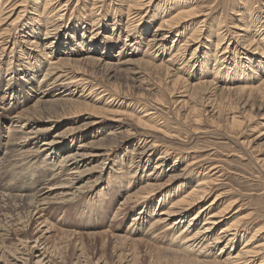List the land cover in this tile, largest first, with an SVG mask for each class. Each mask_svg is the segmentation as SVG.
<instances>
[{
	"label": "rangeland",
	"instance_id": "374dc122",
	"mask_svg": "<svg viewBox=\"0 0 264 264\" xmlns=\"http://www.w3.org/2000/svg\"><path fill=\"white\" fill-rule=\"evenodd\" d=\"M9 1L0 0V8L4 5V7L8 8H6L7 10L5 9L6 12L4 11L5 14L3 12L4 15H2L5 20L0 23V33L6 29H11L12 34L10 39L6 41H4L5 35L0 36V46H2L0 47V117L9 115L12 112L15 114L23 108L33 106L36 98L31 99L28 94H39V81H42V85H45L44 89L48 88L46 90L48 92L46 99H51L52 97H55V99L79 97L82 104L78 108L63 107L61 105L49 106V103L43 105L41 110L43 120L36 125L39 128L41 140L47 142L54 140L55 147L53 149L47 148L46 151L44 149V153L41 151L43 155L38 159L41 163L37 165L33 164V162L35 158H38L39 153L36 154L31 149L28 150V146H26L28 148L25 150L17 149L12 153L0 144V225H3L1 220L6 213V211L2 210L3 204L1 201L10 198L7 192L11 193L13 199H27L38 194L39 199L43 198L46 201H51L49 205H46L44 215H34V220L30 224L22 216L23 218L19 220L20 222H16L19 227L15 223L14 228L23 227V222L25 221L26 226L23 227L25 230H21V234L19 233L18 235L20 239L23 237V240L27 237V240L29 238L32 239L34 234L37 237L44 234L43 241L47 242L48 246L46 248L45 244L42 246L40 243L39 245L41 246H38L36 250L41 251L39 249L44 247L47 254L51 256V260L53 259L54 261L47 262L49 258L39 260L38 255L40 253L38 252L33 255L28 253L20 255V252H18L15 255L2 246H0V255H2L3 250H7L8 255L11 253V255H7L8 260L10 259V264L14 262V264H216L214 263V255L217 251L215 249L212 251L214 246L209 249H202L205 246L200 248L203 253L197 249L196 251H188L173 240L179 232H176L173 236V228L168 229L167 226L164 229H159L161 224H155L154 226L152 223H146L144 226L138 223L133 225V218L142 214L143 200L136 199L126 204L125 207L121 205V202L127 197L128 193H133L138 188L140 189V182L145 180L144 176L153 170L155 164L157 166L160 165L161 171H163L158 176L157 183L155 182V184L159 183L161 185L144 202L153 200L156 205L158 200L166 202L171 195L173 197L181 195L189 190L181 189V187L187 185L191 180L198 181L199 178L204 176V172L206 176L210 175L214 179L211 191L193 209L189 210L190 214L198 210L199 207L212 203L209 208L211 212H225L223 214L225 217L222 218L224 221L218 229H221L227 223L237 222L236 224L239 223L240 226L244 224L245 233L248 234L246 237L249 240L256 233V244L264 243V91L257 95V98H250L248 103V101H244L246 98H243L241 93L238 95L239 92L230 90L229 93L228 90L222 91L220 88L224 84L209 86V89L212 90L209 91L210 94L207 96H205L204 91L197 90L199 81L209 80L210 75L215 74V59L212 56L221 47L229 45L235 48L236 44H239V53H241L243 62L247 61V56L243 53L252 51L251 56L257 62L253 65L254 69L257 68L258 62L264 59L262 52L264 49L260 51L261 55L263 54L260 56V53L257 52L258 50H254L256 47L255 42L252 43L254 47L248 48L244 46L242 41L245 40L246 32L240 26H244L245 23L239 20L244 12L251 13L255 8L258 9L256 11H259L258 13L261 14V17H264V8L262 7L264 6V0H188L187 7L178 6L175 0H154L140 10L134 8L136 7L134 6V0H132L133 2L131 0H80L79 2L78 0H70L62 9L64 16L61 18L68 28H71L73 23L80 22L85 28L89 29L86 34L91 30L99 32L94 39L97 48H100L102 41L105 40L103 37L107 36H115L120 40V44L112 50L107 46V54L112 52V56L108 57L105 54L106 57H100L99 53L102 50H98L99 53L96 52L97 54L95 53L97 58H102L103 62L110 65L108 71H98L99 68L92 70V72L86 71L90 70V67L86 68L84 66V70L79 74L82 75L85 72V76H89L91 79H79L80 81L71 82L69 81L71 80L69 78L70 75L61 76L55 84L54 82L50 84L45 80L51 76L44 78L43 73L48 72L46 71L48 64L44 53L53 50L48 54V57L51 58L49 63L51 62V65L55 64V66H57L56 62L58 59L64 58L68 54H62L64 50L62 45L65 42L61 35L57 38L54 30H51L50 34H46L44 26L46 14L42 13L44 11L43 7H41L39 12L34 10L35 4H40L42 0H36L35 4H33V0ZM65 1L67 0H56V4L53 2L50 6L53 8L58 2L64 4ZM149 1L145 0V2ZM9 6L13 7L10 8ZM79 6H87L85 9L87 14L79 15L75 9V7ZM131 6L134 7L132 8ZM58 7L53 13L58 10ZM178 7H180L179 9L184 8L183 10L188 13L182 24L170 33L165 45V52L164 50L160 52L157 50L161 44L156 45L154 50L150 49L149 45H147L149 43L148 40H150L149 37L153 34L161 18H168L170 13L175 14ZM21 9L23 12H20ZM130 9L131 11H129ZM191 9H196L198 12L195 10L192 12ZM135 11L140 12L142 16ZM18 12L22 13V17L12 23L19 14ZM193 13L194 15H192ZM33 17L37 19L33 20ZM90 18H99L98 25L96 23L94 25ZM128 20L133 21L135 27L131 35L127 37L125 28ZM262 21H264V18ZM10 23H12V26H10ZM121 27L123 29L119 32ZM220 28H222L221 31H224V33L228 32V34L225 40L221 42V45L218 46V39L221 38V35L218 38L216 31ZM261 29L259 32L252 29V33L248 34V38L250 37L251 39L252 37L256 41L259 35L264 33V28L261 27ZM114 31L115 34L113 33ZM61 32H64V28H61ZM196 32H198L197 39L195 43L191 41L184 57H179L177 60L172 61L173 63L168 62L171 57L170 54H174L177 51L175 46L179 40L182 38L186 39L185 36L188 37L192 33L196 34ZM235 32H238V36L236 35L238 38H236ZM82 33L80 31V34ZM75 38L80 42V36ZM177 39L178 41H176ZM105 43L112 45L106 40ZM123 43L127 44L128 47L122 48L121 53L118 54L119 47ZM171 45L174 46L171 48ZM197 45L199 46L196 51V57L190 60V52ZM77 46L75 44L74 47L78 49ZM134 47H136V50ZM106 51L103 53H106ZM87 53L81 52L75 55L82 58ZM144 53L148 55L149 62L146 61L145 63L143 59L141 60ZM221 53L222 51L215 55H221ZM205 55L207 56L205 60L207 62H203L202 65L201 61H204L202 56ZM220 55L218 57H221ZM118 58H121L120 62H118ZM130 58L133 61L139 59L137 61L138 64L135 62V64L124 63ZM184 60L188 64L181 71H178L184 65ZM230 61L232 64V60L229 59L228 63L224 65L230 64ZM153 64L155 66H163L164 64V66L155 68ZM237 64L243 69L244 67L247 68L244 63L243 65H241V62ZM165 66L169 67L171 74H165L167 72ZM202 66H204V73L201 75L200 68ZM32 69L35 74L29 75ZM164 69L166 72H164ZM106 72H110V75L106 76ZM54 73H56L53 74L54 77L60 76L61 73L65 74L62 68L57 69ZM176 73L181 76L182 82L179 81L180 85L178 83V86L180 87L173 92L174 88L172 85L177 77ZM262 77L264 79V75L260 77L256 85L261 82ZM8 83L14 89L19 90L17 96H12L10 104L8 93H5V86ZM222 83L226 84L225 80ZM129 84L132 86L129 87ZM183 84L186 86L184 87ZM193 84L195 85L193 86ZM195 87H197V92ZM89 92L91 93L89 94ZM98 92L101 93L99 94ZM186 92L187 94H191V92L193 94L189 97ZM212 92L214 93L212 94ZM81 93L87 98L81 97ZM231 93H235V96L233 95L232 97ZM14 97H20L19 104L16 105ZM157 97L159 98L157 99ZM185 99H189L186 106L183 105V100ZM233 99H236V101ZM220 100L226 101L225 103L223 102L224 105L221 104ZM229 102H231V105ZM217 104L220 105L218 106ZM233 105L234 107L236 106V112L234 111L235 109H231L234 108ZM196 106H199L200 109ZM202 106L203 108H201ZM227 106L229 107L226 108ZM31 109L33 113V107ZM145 109H151V112H155L153 117L156 118L153 122L162 124L166 119L168 127H161L164 130H159L160 125H156L158 129L143 128L142 124L138 122V118L144 115ZM249 109L252 110L250 111ZM195 110L202 114L199 115ZM139 112L142 113L140 114ZM194 112L197 113V116ZM215 112H217V115H214ZM220 112L224 113V116ZM244 113L246 114L244 115ZM187 115L190 119H187ZM233 116H236L235 121ZM185 118L188 121L186 120L187 123L184 124ZM225 118H227V121ZM5 119L7 118L5 117ZM180 119L184 120L181 121ZM199 120L201 123H198L200 122ZM229 125L231 128L233 127V130ZM7 126V121L5 126L0 124V142L2 141L1 133L6 134ZM27 131H30V129L27 128ZM103 137L107 140L105 147L95 148L94 152L96 154L93 155L97 156L90 158L88 162L83 164L84 167L81 168L82 170L83 168H88L87 174L74 187L66 184V179L69 177L67 174L70 170H66L64 165L61 169L62 163L59 162V158L65 154L67 155V152H74L77 144L81 141L99 140ZM147 137H149L148 140H156L157 146L155 150H152L149 165L146 166L143 163L140 167H146L139 170L136 169L137 164H133L135 163L134 158L137 157L136 161L142 160L140 155L142 154L144 143L141 142ZM115 138H118V140L113 142L112 140H115ZM41 140L40 144L44 142ZM106 140L103 141L105 142ZM35 149H37L36 146ZM165 149L168 152L163 155ZM86 153L89 154L90 152ZM160 155L164 156L165 161L163 159L160 160ZM144 159H147V156ZM187 165H190L189 169L183 171ZM44 179H47L46 182H44ZM77 186L80 189L76 190ZM36 191H38L37 194ZM68 192L75 193L71 199L67 197ZM226 206L230 210H225ZM158 210L159 207H157ZM19 217L16 215L14 218ZM238 220L242 221L241 224ZM42 221H45V223H42ZM47 227L51 229H47ZM183 227L181 226L180 229ZM14 228L13 231L15 233L17 230ZM16 236H10L11 240L8 239L6 241L7 247L19 242V237ZM24 241L28 242L29 245L35 244L32 240ZM195 245H198V243H195ZM241 246V244H238V247L235 248L237 249L236 251ZM22 247L21 245L19 246L20 249H23ZM13 254L14 257L18 256V261L13 259ZM175 254L177 257H175ZM19 256L22 257L20 258ZM4 258L1 257L0 259L3 260ZM26 258L27 262L24 260ZM201 260L204 262H200ZM260 260L261 257L251 264H259ZM0 264H5V262L2 261Z\"/></svg>",
	"mask_w": 264,
	"mask_h": 264
},
{
	"label": "bare ground",
	"instance_id": "6f19581e",
	"mask_svg": "<svg viewBox=\"0 0 264 264\" xmlns=\"http://www.w3.org/2000/svg\"><path fill=\"white\" fill-rule=\"evenodd\" d=\"M26 1V0H23ZM36 0H33V4H35ZM80 0H78L79 2ZM132 1V0H131ZM154 0H150L149 2H145V0H134V7L136 10H140V9H144L145 6H148L151 2H153ZM216 1V0H215ZM214 1V2H215ZM221 1V0H220ZM224 1V0H223ZM248 1V0H247ZM8 2H10L8 0ZM53 2H55L56 4V0H42L41 3H36L35 4V11H38L41 9V7H43L42 13L44 12L46 14V19H45V23L44 26L46 28V34H50L51 30H54L57 34V38L61 35V38L64 40L65 43H63L62 47H64L62 54H68V56H64V58H60L58 59L57 66L51 65V62L49 63V61L51 60V58L48 57V54L53 51L51 50L48 53H44L46 56V63L48 64V68L46 69V71H48L47 73H43L44 74V78H47L48 76H51L48 79H45L48 81V83L52 84L56 81L59 80V78L61 76H69L70 75V79L69 81L74 82L76 80H86L89 78V76H85V72L80 75L79 73L82 72V70H84V66H86V68L89 66L90 70H86V71H91L95 70L96 68H99L98 71H108L110 69V65L103 62L102 58H97L95 56V53L99 51L98 50H102V52H100V57H106L105 54L108 53V51H106L107 46L109 47L110 50H112L113 48H115L117 45L119 46V42L120 40L118 38H116L115 36H107V37H103L106 41H109L110 44L112 45H107V43H105V40L102 41V44L100 46V48H97V46L94 43V39L95 36L99 33V32H95L94 30H91L88 34H86L87 31H89L88 28H85V26L80 23V22H75L72 24L71 28H68L67 24L61 20V18L64 16V13L62 12V9L64 8V6H66L70 0L65 1V3L63 4L62 2H58L57 5H55L56 7H58V10L54 12V10L56 9V7L54 6L53 8H51L50 4ZM133 2V1H132ZM131 2V3H132ZM177 2L178 6L181 7H187L188 4V0H175V3ZM229 2V1H228ZM243 2V1H242ZM256 2V1H255ZM18 3V2H17ZM24 3V2H23ZM26 3V2H25ZM247 3V2H246ZM9 5V4H8ZM12 5V4H11ZM133 5V4H132ZM173 5V4H172ZM176 5V4H175ZM245 5V4H244ZM5 6V5H4ZM1 7L0 8V23L1 21L5 20L2 18V15L5 14L6 10L8 9L7 7ZM234 6V5H233ZM10 7V6H9ZM13 6H11L10 8H12ZM15 7V6H14ZM132 7V6H131ZM132 7V8H133ZM264 8V6H262ZM7 8V9H6ZM87 8V6H79V7H75V9L77 10V12L80 14H87V11L85 10ZM93 8V7H92ZM131 8V9H132ZM180 7H178L177 11L175 14L170 13L168 18L162 17L160 22L158 23L156 29L154 30L153 34H151V36L149 37L150 40L149 43L147 45H149L150 49L154 50V47L156 45H160L161 46L157 49L159 52L163 51L165 49V45L168 41V37L170 35V33H172L175 28L179 27L182 22L184 21V19L186 18L185 16H187L188 12H185V10L183 9H179ZM228 8V7H227ZM6 9V10H5ZM15 9V8H14ZM131 9L129 11H131ZM257 8H255V10L253 9L251 11V13H246L244 12L242 14V18H239V20L243 21L245 23L244 26H240L243 27L242 30H244L246 32V37L243 42L244 46L250 48L251 46L254 47V45L252 44L253 42H255L256 47L254 48V50H258L257 52L260 53V51H262L264 49V33H262V35H259V38L254 41V39L251 37L248 38V34L252 33V29L257 32L260 31L261 27L264 28V21L263 20V16L261 17V14H259V11H256ZM74 10V8H73ZM192 12H194V10L196 11V9H191ZM258 10V9H257ZM5 11V12H4ZM12 11V9H11ZM25 11V10H24ZM234 11V10H233ZM239 11V10H238ZM243 11V10H242ZM256 11V12H255ZM4 12V14H3ZM20 12H23V10L21 9ZM18 12L19 14L16 16V18L12 21V23H15L17 20H19L22 17V13ZM47 12V13H46ZM76 12V13H77ZM133 12V11H132ZM137 12L138 15L142 16L140 14V12ZM198 12V11H196ZM12 13V12H11ZM254 13V14H252ZM258 13V14H257ZM10 14V13H9ZM130 14V13H129ZM136 14V13H135ZM136 14V15H137ZM257 14V15H256ZM44 15V14H43ZM131 15V14H130ZM129 15V16H130ZM133 15V14H132ZM137 15V16H138ZM194 15V13L192 14ZM10 16V15H9ZM8 16V17H9ZM7 17V16H6ZM36 17V16H35ZM33 17V20L37 19ZM2 18V19H1ZM129 18V17H128ZM132 18V17H130ZM142 18V17H141ZM134 19V18H133ZM132 19V20H133ZM41 20V19H40ZM138 20V19H137ZM136 20V21H137ZM90 21H92L95 25V23L97 24L99 21V18H90ZM96 21V22H95ZM12 23H10L12 26ZM14 25V24H13ZM98 25V24H97ZM134 22L133 21H129L127 22L126 28H125V32L127 33L126 36H130L132 31L134 30ZM239 26V25H238ZM1 28V27H0ZM6 28V27H4ZM61 28H64V32H61ZM65 28H67V30H65ZM239 28V27H238ZM121 29H123L122 27L119 28V32H121ZM222 28L217 29L216 33L218 35V38L221 35V38L218 39V43L217 45L220 46L221 42H223L225 40V37L227 36L228 32L224 33V31H221ZM5 30V29H3ZM70 30V31H68ZM145 30V29H144ZM189 30V29H188ZM262 30V29H261ZM80 31H82L83 33L80 34ZM175 31V30H174ZM115 34V31L113 32ZM195 33V31H194ZM192 33L190 36H185L186 39L182 38L181 40H179V42L176 44L175 48H176V52L173 54H170L171 57L168 59V62L170 61V63L172 61L177 60L179 57L181 58L182 56L184 57V54L187 51V47L190 45L191 41H194L197 39V33L194 34ZM238 32H235V36L237 35ZM1 35H5V39L4 41H6L7 39H10L11 37V29H6L5 31H2L0 33ZM76 36H80V42L77 41V39L75 38ZM238 36V35H237ZM236 36V38H238ZM114 38V39H113ZM117 39V40H116ZM2 40V39H1ZM184 41L183 44H181V42ZM58 41V40H57ZM174 41V40H173ZM178 41V39L176 40ZM3 42V41H2ZM16 42V41H15ZM62 43V42H61ZM85 43V44H84ZM104 43V44H103ZM115 43V44H114ZM216 43V42H215ZM7 44V43H6ZM75 44H77L78 49H76L74 46ZM181 44V45H180ZM223 44V43H222ZM38 46V44H37ZM87 48H86V47ZM174 45H171V48ZM198 46L194 48V50H192L191 55H190V60L193 58L195 59L196 57V51L198 49ZM2 47V46H0ZM6 47V46H5ZM127 44L123 43L120 47H119V53H121L122 48H127ZM132 47V46H131ZM86 48V49H85ZM46 49V48H45ZM70 53H69V50ZM76 49V50H75ZM134 49L136 50V47H134ZM156 49V48H155ZM2 50V49H1ZM41 50V49H40ZM68 50V51H67ZM45 51V50H44ZM104 51H106V53H103ZM220 51H222L221 53V57H218L219 55H215L218 54ZM81 52H88L87 55H85L84 57L80 58L77 57L75 54H80ZM156 52V53H159ZM165 52V50H164ZM264 54V51H262ZM53 53V52H52ZM112 53V52H111ZM107 54L108 57L112 56V54ZM155 53V52H154ZM229 53V54H228ZM252 51L249 52H244L243 54H246L247 56V61L243 62L241 60V53H239V44H236L235 48L230 47L229 45H226L224 47H221L220 50L218 52H216L214 54V56H212L215 59V63H214V69H215V74H213L212 76L210 75V79L209 80H204V82H198V89L197 87H195V91L197 92V90H202L205 92V96L209 95V91H211L209 89L210 87H213L212 85L217 84L218 86L223 85L222 88H220L222 91L228 90L230 93L231 91H236L239 92L238 95H240V93L242 94L243 98L245 97L246 99L244 100L245 102L248 101V103L250 102V98H257L259 94H261V92L264 91V79L262 77L261 82H259L256 85V82L259 81L260 77L262 75H264V59L260 60L258 62V66L256 69H254L253 65L256 64L257 62L253 60V57L251 56ZM1 54V53H0ZM97 54V53H96ZM131 54V53H129ZM151 54V53H150ZM181 54V55H180ZM262 54V55H263ZM260 53V56H262ZM129 56V55H127ZM152 56V55H151ZM204 59V61L202 60V65L203 62H207L205 61L207 56H202ZM79 58V59H78ZM144 60L145 63L146 61L149 62L150 59H148V55L146 53H144L143 58H141V60ZM148 59V60H147ZM229 59L232 60V64L230 61V64H226L228 63ZM256 59V58H255ZM189 60V61H190ZM121 61V58H118V62ZM137 61H139V59H137ZM136 59L135 61L128 59L127 61H123L124 63H130L133 64L134 62L137 63ZM185 61V62H184ZM183 61V64L181 66V68L178 69V71H181L182 68L187 65L188 63H186V60ZM198 61V59H197ZM122 62V63H123ZM164 62V61H163ZM241 62V65H243V63L246 65L247 68L244 67L241 68L237 63ZM134 63V64H135ZM162 63V61H161ZM173 63V62H172ZM138 64V63H137ZM144 65V64H141ZM139 65V66H141ZM167 65V64H165ZM169 65V64H168ZM162 65H157L155 66L153 64V67L155 68H161ZM164 66V64H163ZM162 66V67H163ZM46 67V66H45ZM152 67V66H151ZM62 68V70L64 71V73L66 74H62L58 77H54L53 74L57 69ZM133 69V68H131ZM140 69V68H139ZM149 69V67H148ZM163 69V68H162ZM165 69L167 70V72L165 71ZM164 72H166V75L171 74L169 71V67L165 66ZM177 69V68H176ZM204 66H202V68H200L201 71V75L202 73H204ZM55 70V71H54ZM138 70V68H137ZM152 70V68H151ZM149 71V70H148ZM177 71V72H178ZM188 72V71H187ZM150 73V72H149ZM163 73V72H161ZM35 74V71H33V69L31 70V72H29V75ZM28 75V76H29ZM110 75V72H106V76ZM176 78L175 81L173 83V92L179 88L180 86H178L179 81H181V76L178 75V73H176ZM209 76V75H208ZM91 79V78H89ZM93 79V78H92ZM174 79V78H173ZM66 80V79H65ZM79 80V81H80ZM184 80V79H183ZM225 80V83H222ZM63 81V80H62ZM42 82V81H41ZM40 81L38 82V87H40L39 94H28L31 99L36 98L34 101L33 106L31 105V107L29 108H23L21 109V111L16 112L15 114L9 113V115H3V117H0V124H4L5 126V122H8V126H7V131L6 134L5 133H1V137H2V141L0 142V144L9 152H14L17 149L20 150H25L28 147V150L31 149L33 151V153H36L38 155V158H35V161L33 162V164L37 165L39 162V158L42 157L43 155V151L45 149H53L55 147V141L54 140H50V141H45V140H41V134L39 132V128L37 127V123H41V121L43 120L42 116L43 114L41 113V110L43 109V105L44 104H50L49 106H57V105H61L63 107H76L78 108L81 103L80 98H66V99H55V97H52L51 99H46L47 98V93L46 90L48 89H44L45 85H42ZM182 82V81H181ZM68 83V82H67ZM128 83V82H127ZM134 83V82H133ZM63 84V83H62ZM237 84V85H234ZM1 85V84H0ZM49 85V84H48ZM57 85V84H56ZM180 85V83H179ZM184 85V84H183ZM189 85V84H188ZM195 84H193L194 86ZM234 85V86H232ZM54 86V85H53ZM132 86L129 84V87ZM186 85H184L185 87ZM200 86H204V87H200ZM94 87V85H93ZM92 87V88H93ZM144 87V86H143ZM200 87V88H199ZM86 88V86H85ZM125 88V87H124ZM146 88V87H145ZM189 88V87H188ZM219 88V87H218ZM5 93H8V97H9V104L12 100V96L15 95L17 96L19 93V90L14 89L10 83H8L5 86ZM197 89V90H196ZM208 89V90H207ZM215 89V88H214ZM218 90V89H217ZM216 90V91H217ZM220 90V93H221ZM91 91H93L91 89ZM120 91V90H119ZM143 91V90H142ZM148 91V90H147ZM102 92V91H101ZM101 92H98L99 94ZM135 92V91H134ZM172 92V91H171ZM190 92V91H189ZM193 92V90H192ZM191 92L190 95H192L193 93ZM219 92V91H218ZM91 92H89L90 94ZM195 93V92H194ZM200 93V92H199ZM202 93V92H201ZM207 93V94H206ZM214 92H212L213 94ZM83 93H81V97H83L84 95H82ZM128 94V93H127ZM187 94V92H186ZM187 94V95H188ZM223 94V93H222ZM220 94V95H222ZM227 94V93H226ZM235 94V93H234ZM232 97H233V95ZM237 94V93H236ZM197 95V94H196ZM200 95V94H199ZM198 95V96H199ZM217 95V93H216ZM229 95V94H228ZM230 95V96H231ZM237 95V96H238ZM263 95V93H262ZM261 95V96H262ZM28 96V97H29ZM94 96V95H93ZM195 96V94H194ZM201 96V95H200ZM203 96V93H202ZM204 96V97H205ZM219 96V95H218ZM225 96V95H224ZM229 96V97H230ZM235 96V95H234ZM86 97V96H84ZM101 97V96H100ZM203 97V98H204ZM220 97V96H219ZM239 97V96H238ZM241 97V96H240ZM15 98V103L16 105L19 104L20 102V97H14ZM58 98V97H57ZM87 98V97H86ZM102 98V97H101ZM159 97H157L158 99ZM186 98V97H185ZM195 98V97H194ZM202 98V100H203ZM215 98V97H214ZM237 98V97H236ZM262 98V97H261ZM79 99V100H78ZM100 99V98H99ZM192 99V98H191ZM199 99V98H198ZM207 99V98H206ZM218 99V98H217ZM222 99V98H221ZM228 99V98H227ZM240 99V98H239ZM186 100V99H185ZM183 100V105L186 106L189 102L188 100ZM200 100V99H199ZM211 100V99H210ZM212 100H214L212 98ZM211 100V101H212ZM226 100V98H225ZM230 100V99H229ZM236 101V99H233ZM243 100V99H242ZM241 100V101H242ZM91 101V100H90ZM193 101V100H192ZM206 101V100H205ZM210 101V102H211ZM219 101V100H218ZM221 101V100H220ZM239 101V102H241ZM243 101V103H244ZM254 101V100H251ZM264 101V100H263ZM109 102V101H108ZM108 102H106V104H108ZM191 102V101H190ZM196 102V101H195ZM200 102V101H199ZM214 102V101H212ZM223 104V100L221 101ZM226 102V101H225ZM224 102V103H225ZM198 103V101H197ZM231 105V102H229ZM245 103V104H248ZM110 104V103H109ZM190 104V103H189ZM194 104V101H193ZM214 104V103H213ZM240 104V103H239ZM260 104V103H259ZM196 105V104H195ZM201 105V104H200ZM208 105V104H206ZM218 105V104H217ZM220 105V104H219ZM218 105V106H219ZM224 105V104H223ZM228 105V104H227ZM244 105V104H243ZM10 106V105H9ZM86 106V105H85ZM213 106V105H212ZM245 106V105H244ZM22 107V106H21ZM34 109V112L32 113V108ZM183 107V106H182ZM194 107V106H193ZM200 109L199 106H196ZM209 107V106H208ZM222 107V106H221ZM225 107V106H223ZM229 106H227L226 108H228ZM234 107V105H233ZM186 108V107H185ZM190 108V106H189ZM192 108V107H191ZM195 108V107H194ZM203 108V106L201 107ZM206 108V107H204ZM214 108V106H213ZM236 106L234 108L231 109H235ZM253 108V107H252ZM187 109V108H186ZM231 109L229 108L230 112ZM238 109V108H237ZM23 110V112H22ZM72 110V109H71ZM189 110V109H187ZM203 110V109H202ZM212 110V109H211ZM216 110V109H215ZM221 110V109H219ZM250 110V109H249ZM252 110V109H251ZM250 110V111H251ZM192 111V110H191ZM194 111V110H193ZM196 111V110H195ZM201 111V110H198ZM206 111V110H205ZM224 111V110H223ZM222 111V112H223ZM236 112V109L234 110ZM180 112V111H178ZM197 112V111H196ZM194 112V114L196 113ZM212 112V111H210ZM227 112V111H226ZM225 112V113H226ZM233 112V111H232ZM240 112V111H239ZM140 114L142 112H139ZM191 113V112H190ZM189 113V114H190ZM198 113V112H197ZM196 113V116H197ZM217 112H215L214 115ZM228 113V112H227ZM234 113V112H233ZM241 113V112H240ZM14 114V115H13ZM155 114V112H151V109H145V113L142 116H139L138 118V122L142 124L143 128H150V129H154L158 127L156 125H160L159 130L163 129L161 127H168V123L167 120L165 119L164 122H162V124H157L153 121H155V118L153 117ZM199 114V113H198ZM202 114V113H200ZM199 114V115H200ZM213 114V113H212ZM219 114V113H218ZM220 114H222L220 112ZM239 114V113H238ZM237 114V115H238ZM246 113H244L245 115ZM250 114V113H248ZM254 114V113H253ZM180 115V114H179ZM178 115V116H179ZM192 115V114H191ZM213 115V116H214ZM224 116V113L222 114ZM221 115V116H222ZM234 115V114H232ZM236 115V116H237ZM240 115V114H239ZM243 115V114H242ZM137 116V115H136ZM177 116V117H178ZM236 116H233V120L235 121ZM5 117L7 119H5ZM187 119L189 116H186ZM192 117V116H191ZM240 117V116H239ZM244 117V116H243ZM249 117V116H248ZM255 117V116H253ZM184 118V117H183ZM202 118V115H201ZM219 119V117H217ZM227 118H229V116H227ZM225 118V120L227 119ZM251 118V115H250ZM185 118V123L186 120ZM198 120V118H196ZM195 119V120H196ZM200 119V118H199ZM216 119V118H215ZM252 119V118H251ZM250 119V120H251ZM181 120V119H180ZM184 120V119H183ZM181 120V121H183ZM192 120V119H191ZM240 120V119H238ZM237 120V123L239 125V122ZM32 121V122H31ZM152 121V122H151ZM158 121V120H157ZM180 121V122H181ZM188 121V120H187ZM200 121V120H199ZM216 121V120H215ZM214 121V122H215ZM227 121V120H226ZM225 121V122H226ZM230 121V120H229ZM228 121V122H229ZM244 121V120H243ZM190 122V121H189ZM213 122V123H214ZM227 122V124H229ZM232 122V120H231ZM152 123V124H151ZM154 123V124H153ZM167 123V124H166ZM182 123V122H181ZM196 123V122H195ZM198 123H201L198 122ZM245 123V122H244ZM248 123V122H247ZM140 124V125H141ZM215 124V123H214ZM226 124V126H227ZM198 125V124H197ZM232 125V123H231ZM244 125V124H243ZM199 126V125H198ZM233 126V125H232ZM242 126V125H241ZM240 126V127H241ZM219 127H221L219 125ZM218 127V128H219ZM230 127V125H229ZM236 127V125H235ZM27 128L30 129V131H27ZM198 128V127H197ZM231 128V127H230ZM156 129V130H157ZM233 130V127L231 128ZM236 129V128H235ZM49 130V129H47ZM146 130V129H145ZM164 130V129H163ZM151 131V130H150ZM169 131V130H167ZM166 132V131H165ZM164 132V133H165ZM175 133V132H174ZM167 134V133H166ZM171 134V133H170ZM113 135V134H110ZM174 135V134H171ZM170 135V136H171ZM57 136V135H56ZM55 136V137H56ZM59 136V134H58ZM149 137H147L145 140H143L141 143H144V148L142 150V154L140 155V161H136L135 157V163H133L134 165L137 164V168L136 169H141L143 167H146L149 165V162L151 161V157H152V150L156 149V140H148ZM40 140L44 141L40 144ZM103 140H106L103 138H100L99 140L93 139L90 141H81L80 143L77 144V151L75 149L74 152H67L68 154L64 155L63 157L59 158V162L62 163L61 169L63 168V165L65 166V169L68 171L70 170V172L67 174L69 175V177L66 179L67 182H65L66 184H70L73 185L72 187H74V185H76L80 179L87 174L88 168H83V170L81 169L82 167H84V163L88 162V160L90 158H93V156H97V155H93L96 154L94 152L95 148H100V147H105V143L107 142V140L104 142ZM118 140V138H115V140H112L113 142H116ZM26 146H28L26 148ZM35 149L34 150V148ZM45 147V148H43ZM93 149V150H91ZM139 149V148H138ZM41 151L43 153H41ZM86 152H90L89 154ZM168 152L167 149H165L163 151V155H165ZM145 155H144V154ZM160 155L161 157L160 160H164V156ZM138 156V154H137ZM147 156V159H144V157ZM25 157V156H24ZM178 159V158H177ZM165 161V160H164ZM177 161V160H176ZM11 162V161H10ZM13 162V161H12ZM16 162H18L16 160ZM160 162V161H159ZM144 163V165L146 166H142L140 167L142 164ZM161 163V162H160ZM159 163V164H160ZM60 164V163H59ZM158 164V165H159ZM189 164V163H188ZM9 165V164H8ZM192 166V165H191ZM72 167V168H71ZM190 165H187L185 167V169L183 171H187L189 169ZM217 167V166H215ZM214 168V167H213ZM161 167L160 165L157 166V164H155L153 170L147 174L145 177V180L140 182V189L138 188V190L136 192L133 193H128L127 197H125V199L121 202L122 206H126V204H128L129 202H133L136 199H142L143 203H142V207H141V211L142 214L141 216L136 215L133 218V225H135V223H138L142 226L146 225V223L149 224H153L155 226L161 224L160 228L164 227L166 228L168 226V229H172L173 228V236L177 233V235L175 236V238H173L174 241L178 242L179 245L188 250V251H196L200 250V248L202 249H209L211 247L212 251L213 249H215L217 252L214 255V263L216 264H251L253 262H255L258 258L261 257V262L259 264H264V243L263 244H256L257 242H255V237H256V233H254L250 240L246 237L248 236V234L245 233V225L242 224V226L238 224L234 223H227L224 227H222L221 229L218 227L221 226V223L224 221V219L222 220L223 217H225L223 214L225 212L222 211H217V212H211L209 210L210 205H212V203H209L207 205H203L201 207H199L198 210H196L194 213L190 214L191 209H193L198 202H200L201 200H203L205 198V196H207L209 194V192L211 191V185L212 182L214 181L213 178H211L210 175L206 176V173L203 172L204 176H202L201 178L198 179V181H189L187 183V185H183L181 187V189H189L188 191H185L183 194L181 195H177L175 197H173V195L169 196V198L167 199L166 202H161L158 200L157 204L155 205V203L153 202V200H149L144 202L148 197L152 196L157 188L159 187V185L161 184H155V182L157 181V179L159 178L158 176L161 175V173L163 171H161ZM216 169V168H215ZM218 169V168H217ZM212 170V169H211ZM214 170V169H213ZM72 171V172H71ZM138 171V170H136ZM132 172V171H131ZM184 173V172H183ZM60 174V173H58ZM56 174V175H58ZM149 176H151L149 178ZM58 177V176H57ZM47 179H44V182H46ZM50 180V179H49ZM52 181V180H51ZM145 183V184H143ZM157 183V182H156ZM192 184V185H190ZM216 185V184H215ZM188 186V187H187ZM80 189L79 186H77L76 190ZM38 191H36L37 194ZM74 192L71 193H67V197H69L71 199V197L74 195ZM7 195L10 198L4 199L3 201H1L2 205V210L6 211L5 213V217L2 218L1 222L3 223V225H0V246H2L4 249H8V251L13 252L15 255L20 252V255H24L25 253H28L30 255H33L34 253L38 252L40 253L38 255V259L39 260H45L46 258H49L47 262H52L51 260V256L49 254H47L46 249L44 250V247L42 249H39L41 251H37L36 249L38 248V246H43L44 244L46 245V248L48 246V243L43 241L44 239V234L40 235V236H33L32 239L29 238V240H32V242H34V245H29L27 240L28 237L26 239L23 240L20 239V237L18 236L19 233L21 232V230H25L23 229V227L26 226V224L23 222L24 226L21 228H14V225H16L21 218L24 217V219L26 218V222L28 224H30V222H32L34 220V215L36 214H40V216L45 214L46 211V205H49V203L51 201H46L45 199H39L38 194L34 195L31 198H19V199H13V196H11V193L7 192ZM69 195V196H68ZM77 196V195H76ZM55 197V196H54ZM47 198V197H45ZM51 198V197H50ZM167 198V197H165ZM51 200V199H50ZM13 201V202H11ZM53 202V201H52ZM154 203V204H153ZM229 203V202H228ZM232 203V202H231ZM227 204V203H226ZM233 204V203H232ZM10 205V206H9ZM222 205V204H221ZM230 205V204H229ZM157 207H159V210L157 211ZM221 207V206H220ZM225 207V206H224ZM223 207V208H224ZM122 208V207H121ZM222 208V209H223ZM229 207L226 206L225 210L228 209ZM119 210V209H118ZM156 210V211H155ZM223 209V211H225ZM230 210V209H228ZM120 212V211H119ZM118 212V213H119ZM151 213V214H150ZM116 214V213H115ZM138 214V213H137ZM20 216L19 218H14L15 216ZM233 215V214H232ZM23 216V217H22ZM151 216H155V217H151ZM241 218V217H240ZM238 218V219H240ZM243 218V217H242ZM246 221V220H245ZM20 222V221H19ZM199 222V223H198ZM238 222H240L241 224V220ZM16 223V224H15ZM42 223H45V221ZM48 223V222H47ZM245 223V222H244ZM22 224V225H23ZM246 224V223H245ZM18 226V224L16 225ZM28 226V225H27ZM181 226H184L182 229H180ZM19 227V226H18ZM51 227V226H50ZM12 228V231H11ZM13 228L17 230V232L14 233ZM47 229H51L49 227H47ZM260 229V228H259ZM45 230V229H44ZM22 231V232H23ZM261 231V230H260ZM27 232V230H26ZM256 232V231H255ZM21 234V233H20ZM259 234V233H258ZM11 235H17L19 237V242L15 245H12L10 247H7V243L6 241L8 239H10ZM26 235V234H25ZM33 235V234H31ZM155 235V234H154ZM16 236V237H17ZM15 237V239H16ZM11 240V239H10ZM9 243V241H8ZM41 243V245H39ZM195 243H198V245H195ZM261 243V242H260ZM238 244H241V248L236 251L238 247ZM23 246V249H20L19 246ZM51 247V246H50ZM44 250V251H43ZM48 250V249H47ZM35 251V252H34ZM204 251V250H203ZM200 252H202L200 250ZM210 252V251H209ZM9 253V252H8ZM193 253V252H192ZM203 253V252H202ZM13 254V259L15 261H18L19 258L18 256L14 257ZM7 250H3L2 255H0L1 257H5L3 260L0 259V263L3 261L5 262V264H10L8 257H7ZM11 255V253L9 254ZM8 255V256H9ZM206 256V255H205ZM20 257V256H19ZM22 257V256H21ZM20 257V258H21ZM175 257L176 254H175ZM195 257V256H194ZM208 257V256H207ZM28 258V257H27ZM27 258L24 259L27 262ZM43 258V259H42ZM196 258V257H195ZM203 258V257H202ZM23 259V258H22ZM21 259V260H22ZM61 259V258H60ZM88 259V258H87ZM197 259H198V255H197ZM30 260V259H29ZM192 260V259H191ZM24 261V262H25ZM54 261V260H53ZM203 260H201L200 262H202ZM12 262V261H11ZM14 262V261H13ZM23 262V260H22ZM195 262V261H194ZM197 262V261H196ZM204 262V261H203ZM211 262V261H210ZM15 263V262H14ZM13 263V264H14ZM193 263V261H192ZM17 264V263H16ZM26 264V263H25ZM201 264V263H200ZM204 264V263H202Z\"/></svg>",
	"mask_w": 264,
	"mask_h": 264
}]
</instances>
